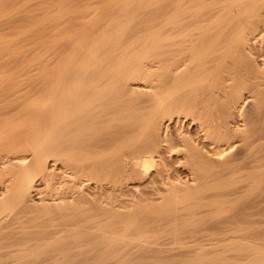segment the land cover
Segmentation results:
<instances>
[{"label": "bare ground", "instance_id": "obj_1", "mask_svg": "<svg viewBox=\"0 0 264 264\" xmlns=\"http://www.w3.org/2000/svg\"><path fill=\"white\" fill-rule=\"evenodd\" d=\"M93 1L0 71V264H264V0Z\"/></svg>", "mask_w": 264, "mask_h": 264}, {"label": "rangeland", "instance_id": "obj_2", "mask_svg": "<svg viewBox=\"0 0 264 264\" xmlns=\"http://www.w3.org/2000/svg\"><path fill=\"white\" fill-rule=\"evenodd\" d=\"M32 1V0H31ZM31 1L30 0H18L16 3H17V5L15 4V7H17V6H20V7H17V8H19V9H21V12H20V14L19 15H16V10H18V12L17 13H19V9H17V8H15L13 5L14 4H8V5H6V6H3L1 9H0V20L1 21H3V23L2 24H4V25H1L0 24V26L3 28H0V35H4V36H2V38L4 39H2L1 37V41H0V43L2 44V45H4V47H5V45L7 46V47H11L10 49L9 48H7L6 47V49H4V47L2 46V48L4 49H2L1 47H0V50H2V51H0V64H2V65H0V71H1V73L4 71L5 73L8 71L9 73H12V72H10V70L11 71H13L15 68V71L20 67L21 69H18L16 72L18 73V74H21V73H29V74H33L32 72H36V70H35V66H36V63H37V47H36V42H45V41H39L38 39H35V37H40V33H38V30H35L34 32L32 31L33 30V27H32V29L30 30H28V26H30L31 24H33V20H34V18H38L39 17V15H41L42 16V14L43 13H45V11L47 12V13H50V11H52V12H56V11H58L59 9H60V5L62 4L61 2H62V0H35V1H39V2H36L35 3V1H32V3H31ZM46 1V2H45ZM47 1H48V3H47ZM73 1V2H72ZM85 1L86 0H68V3L71 5V6H75V5H78V6H81L83 3H85ZM90 1H92V2H94L93 0H90ZM97 1H99V0H97ZM96 0H95V5H96V2H97ZM27 3V4H22V3ZM76 2V3H75ZM20 5H19V4ZM34 3V4H33ZM39 3V4H38ZM71 3H73V4H71ZM81 4V5H79V4ZM98 3V2H97ZM31 4V5H30ZM49 4H51V5H49ZM94 4V3H93ZM23 6V9H22V6ZM56 5H58V6H56ZM11 6V7H10ZM12 6H13V8H12ZM54 6H55V8H54ZM62 6V5H61ZM34 7H36V8H34ZM4 8V9H3ZM5 8H7V9H5ZM10 8H12V10L10 9ZM47 8H49V9H47ZM50 8H51V10H50ZM53 8V9H52ZM10 9V10H9ZM35 9V10H34ZM46 9V10H45ZM55 9V10H54ZM7 10H9V12L7 11ZM27 10V11H26ZM28 10H29V12H28ZM45 10V11H44ZM3 11V12H2ZM23 11H25V12H23ZM25 13V14H23V13ZM27 12L29 13V14H27ZM32 14H31V13ZM41 12H43L42 14H41ZM51 12V13H52ZM3 13V14H2ZM11 13H13V15L11 14ZM37 13V15H35ZM4 14H6V15H8L9 14V16H6L5 17V15ZM11 14V15H10ZM21 14H23L22 16L23 17H20L21 16ZM30 14H31V16L33 15H35V17H33L32 16V18H31V16H30ZM25 15H27L26 16V18H25ZM17 16V17H16ZM13 17V18H12ZM27 17H28V19H27ZM10 18V22L11 23H9V19ZM20 18V19H19ZM21 18H23V20L21 19ZM5 19L8 21H6V23H5ZM12 19H14V20H12ZM18 19V20H17ZM33 21H31V20ZM27 20V22L25 23V21ZM28 20H30L31 22H29ZM36 20V19H35ZM0 21V22H1ZM14 22V23H13ZM23 22V23H22ZM29 25H28V24ZM31 23V24H30ZM6 24V25H5ZM21 24H23V25H21ZM24 24L26 25V27L24 26ZM7 25H9L10 27H7ZM11 25H12V28H11ZM18 25V26H17ZM72 26L73 25H75L74 23L73 24H71ZM5 26H6V28H5ZM14 26H16V27H14ZM21 27H24V29H26V30H23V28L21 29ZM13 28H14V30H13ZM15 28H16V30H15ZM20 30H19V29ZM7 29H9V31L7 30ZM11 29V30H10ZM18 29V30H17ZM1 30H2V32H1ZM5 30H6V32H5ZM14 33H13V32ZM20 31V32H19ZM32 33H31V32ZM37 31V33H35ZM4 32H5V34H4ZM9 32H12L11 34L9 33ZM15 32H16V34H15ZM27 32L28 34H26V35H28V36H26L25 35V33ZM7 33V34H6ZM20 33V34H19ZM77 34H78V31L76 32ZM76 33H74V34H76ZM37 34H39V35H37ZM77 34H76V36H77ZM8 35H10V36H7ZM11 35H13L12 37H11ZM32 35H34V36H32ZM18 36V37H17ZM76 36H74V37H76ZM11 37V38H10ZM15 37H16V39L18 40V43L20 44L21 43V40L23 41V43H21L19 46L18 45H16L17 44V40L15 39ZM22 37H24V38H22ZM33 37V38H32ZM72 38H74L73 36H71ZM5 38H8V39H6V40H8L9 41V39H12V40H10L9 41V43H8V41L6 42L5 41ZM14 39V40H13ZM19 39H21V40H19ZM59 39V38H58ZM2 40L6 43H4V42H2ZM25 40V41H24ZM29 40V41H28ZM11 41H12V43H11ZM20 41V42H19ZM58 42H62L63 40H62V38L60 39V41L59 40H57ZM16 42V43H15ZM54 42H56V41H54ZM14 43V44H13ZM9 44V45H8ZM22 44H23V46H22ZM17 46V47H16ZM20 46H22V47H20ZM16 47V48H15ZM27 47V48H26ZM19 49V50H18ZM28 49V50H27ZM9 50H12V52L11 51H9ZM25 50V51H24ZM30 50V51H29ZM33 50V51H32ZM4 51V52H3ZM25 52L24 54L23 53H21V52ZM27 51V52H26ZM11 52V53H10ZM32 52V53H31ZM4 53V54H3ZM10 53V54H9ZM14 53V54H13ZM29 53V54H28ZM31 53V54H30ZM16 54V55H15ZM28 54V55H27ZM22 55V56H21ZM27 55V58L28 59H26V57L25 56ZM9 56V57H8ZM19 56H21V57H19ZM35 56V57H34ZM19 57V58H18ZM23 57V58H22ZM25 57V58H24ZM34 57V58H33ZM7 59V62H8V64H9V67H8V65H5V63H3V62H6V59ZM8 58H11V59H9L8 60ZM15 58V59H14ZM16 58H18V59H16ZM13 59V60H12ZM21 59H25V61L26 62H28V60H30L28 63H26L24 60H21ZM5 60V61H4ZM18 61V63H17V61ZM19 60H21L22 61V63H21V61L19 62ZM10 61L12 62V64L14 65H12V64H10ZM24 61V62H23ZM7 62H6V64H7ZM16 63V64H15ZM24 63H26V64H24ZM33 63H35V64H33ZM4 64V65H3ZM22 64V66H19V65H21ZM11 65L13 66V67H11ZM19 67H18V66ZM25 65V66H24ZM33 65V66H32ZM7 66V67H6ZM5 68V70H4V68ZM18 67V68H17ZM33 67H34V71L32 70L33 69ZM14 68V69H13ZM24 69V71L23 72H20L21 70H23ZM20 70V71H19ZM7 72V73H8ZM222 262V261H221ZM220 262V263H221ZM219 263V262H218ZM217 263V264H218ZM221 264H223V263H221ZM224 264H227V263H224ZM228 264H231V263H228Z\"/></svg>", "mask_w": 264, "mask_h": 264}]
</instances>
